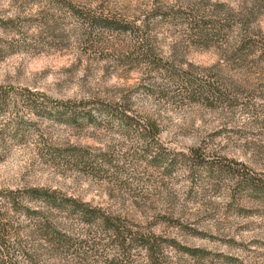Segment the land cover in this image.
I'll use <instances>...</instances> for the list:
<instances>
[{"label": "rangeland", "instance_id": "obj_1", "mask_svg": "<svg viewBox=\"0 0 264 264\" xmlns=\"http://www.w3.org/2000/svg\"><path fill=\"white\" fill-rule=\"evenodd\" d=\"M251 4L0 0V189L61 191L158 246L152 258L146 246L67 213L53 221L56 241L8 211L10 254L1 251L0 264H264V200L235 177L264 176V78L251 64H232L228 48ZM159 8L168 16H154ZM259 8L250 28L264 32V1ZM87 16L134 30L103 29ZM200 18L225 37L201 39ZM145 48L166 68L145 62ZM188 78L215 83L223 97L195 96ZM102 103L156 125L159 138L144 140L106 113L85 116ZM162 150L169 160L155 161Z\"/></svg>", "mask_w": 264, "mask_h": 264}, {"label": "trees", "instance_id": "obj_2", "mask_svg": "<svg viewBox=\"0 0 264 264\" xmlns=\"http://www.w3.org/2000/svg\"><path fill=\"white\" fill-rule=\"evenodd\" d=\"M251 1V7H245V9L239 13L241 32L237 37L236 44L229 45L228 48L232 50V64L236 63V65H240V67H245L251 64L261 72L260 75L264 78V32H261L260 29L258 30L259 32L256 31L258 26L250 28V25L253 24L254 19L258 14L256 13V10L259 12V4L262 5L264 0ZM165 11L164 8H159L158 11H153L152 14L154 16L166 17L168 14L165 13ZM87 19H89L91 25L103 29L120 32H133L134 30V27L131 26V24L105 16H87ZM199 20L200 21L194 22L193 25L197 29V33L201 39L209 41L215 36L222 40V38L225 37L224 31L226 30L219 28L215 31L216 26L207 25L210 24L211 21H206L205 18H200ZM142 52L144 53L145 62L151 64V50L145 48ZM155 62L156 61L152 62V64H155L154 66L161 69L166 68L165 64H161L162 62ZM172 73L177 74V71L173 70ZM188 79L187 84L192 86V91H194L193 93H195V96L205 97L207 96V93H209L211 96H217L218 98L223 97L218 87L214 86L216 85L215 83L214 85L212 83L198 84L195 83L196 80ZM218 79H220V74L217 75L216 81ZM195 84H198L197 88H193ZM5 93L0 92V106H5L4 104H6V99L4 97ZM93 108L94 110L89 108L90 110H88L87 113L99 112L100 114L106 113L111 115V117L116 116L126 126H130L131 128H134L132 126H135V128L141 132L140 137L144 140L149 137L153 139L159 138L158 132L154 130L156 129V125L154 126L150 122L141 121V119H136L130 116L127 111L122 109V107L102 103V105L97 104ZM85 116H87V118H93L92 113L85 114ZM82 152V150L78 149V158L81 160L80 162H85V152ZM153 159H155V161H158V159L169 160V152L167 150H162V152L156 154ZM88 165L92 166L91 163ZM235 177L238 179V187L245 190L250 197L264 200V176L252 175L245 171H241V174H235ZM8 211L23 215L27 219L33 221L35 233L41 236H50L56 241L62 240V234L53 221L57 214L67 213L69 215L78 216L81 222L85 224H98L99 226L112 230L113 233H116V236L123 238L124 241L127 240L132 244L140 243L142 246H146V250L152 258L158 252V246L151 242L152 237L143 233H134L126 229L122 230L120 216L108 213L101 208L92 207L88 202L69 197L61 191L45 187H26L16 190L0 189V240L4 247L2 248L3 250L0 249V252L6 251L10 254L9 247L6 246L8 241L6 239L11 238L12 236L7 230V227L11 222V217L7 214ZM5 263L15 264L11 260L10 262L6 261Z\"/></svg>", "mask_w": 264, "mask_h": 264}]
</instances>
